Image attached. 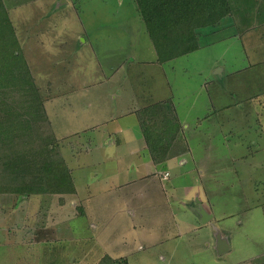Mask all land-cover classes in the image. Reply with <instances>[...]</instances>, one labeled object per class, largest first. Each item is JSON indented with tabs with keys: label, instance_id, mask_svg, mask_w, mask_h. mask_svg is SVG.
Wrapping results in <instances>:
<instances>
[{
	"label": "rangeland",
	"instance_id": "rangeland-1",
	"mask_svg": "<svg viewBox=\"0 0 264 264\" xmlns=\"http://www.w3.org/2000/svg\"><path fill=\"white\" fill-rule=\"evenodd\" d=\"M3 1L17 28L21 55L34 76L54 135L62 139L61 149L72 178L80 194L85 195V202L79 203L85 213L79 215L77 211L74 215V209L62 213L56 195L32 194L28 199L26 194L23 199L1 193L0 264H96L106 246L124 241L126 254H132L128 255V264H258L257 257L264 255L262 0L250 6L263 10L261 17L251 21L260 23L256 28L260 43L257 53L234 37L230 28L214 32L203 28L198 50L161 64L144 61L149 58L145 52L149 37L144 34L143 20L133 0ZM230 2L237 6V18L247 17L242 8L245 0ZM150 75L159 77L151 89L153 81L149 87L147 82ZM125 77L130 83L133 80V88L128 85L134 91L132 98L105 90L110 88L104 86L107 83L124 84ZM156 91L157 96L165 94L163 100L171 99L173 107H178L180 116L176 115L187 139L190 136L197 167L208 166L201 176L203 184H208V204L204 208L214 217L206 223L199 213L200 203L182 197L181 201L169 200L173 214L171 223L167 221L169 229L163 230L162 210L168 216L164 197H159L155 189L157 176L150 179L152 185L146 179L144 190L142 182L133 185L132 190H141L143 198L131 197L130 186L116 188L111 174L104 179V170L116 164L128 167L133 156L127 150L126 155L119 156L113 145L109 148L106 140L112 134H103L94 124L97 126L106 118L102 119V114L106 115L109 121L103 128L114 132V141L129 128L136 132L138 120L126 118L122 111L131 109L146 93ZM189 167L185 164L173 174ZM174 176L175 180L182 178ZM169 182L163 180L165 185ZM68 199L77 203L76 198ZM135 204L147 208L149 222L145 216L132 219L126 212L127 206ZM32 217L39 225L59 223V240L45 244L40 237L35 243L29 229ZM168 234L176 242L161 243L159 239ZM218 237L229 245V250L221 254ZM140 244L144 250L138 249ZM84 250L85 259L80 261ZM163 254L164 260L160 256ZM55 255L62 259L52 262ZM17 256L28 259L18 262Z\"/></svg>",
	"mask_w": 264,
	"mask_h": 264
},
{
	"label": "trees",
	"instance_id": "trees-1",
	"mask_svg": "<svg viewBox=\"0 0 264 264\" xmlns=\"http://www.w3.org/2000/svg\"><path fill=\"white\" fill-rule=\"evenodd\" d=\"M257 3L245 0L242 8L248 12ZM133 4L159 63L198 50L203 28L206 32L230 28L232 33L236 26L237 6L230 0H133ZM20 46L17 28L0 0V194L72 195L76 185L61 149L62 139L54 135ZM171 102L157 101L136 111L155 163L166 159L182 129ZM257 259L264 264V255ZM96 264H128V260L105 254Z\"/></svg>",
	"mask_w": 264,
	"mask_h": 264
},
{
	"label": "crops",
	"instance_id": "crops-1",
	"mask_svg": "<svg viewBox=\"0 0 264 264\" xmlns=\"http://www.w3.org/2000/svg\"><path fill=\"white\" fill-rule=\"evenodd\" d=\"M258 1V0H256ZM259 2V1H258ZM264 4V0L261 1ZM251 6V5H250ZM248 15L245 18L244 16H242V18H235L234 17V22L236 24L235 29L232 30V33L234 35V37H238L241 39V41L243 40V44L248 48H253V52L252 53H257V51H259V46L260 43L257 40L259 38V33L257 31V27L260 25L259 24H252L251 21H255L257 20L259 17H261V14L263 13V11H260L259 8L256 9H250L247 12ZM261 13V14H260ZM262 26L264 25V22L261 23ZM255 25V26H254ZM144 34H147L146 31H144ZM148 36V34H147ZM148 46L147 49L145 50V52L147 53V55L149 56V58H147L146 60H144L145 62H156V58H157V54H156V50L155 47L152 43V41L150 39H148ZM150 42V43H149ZM250 46V47H249ZM153 57L155 59H153ZM252 62V61H250ZM161 64V63H160ZM251 65V64H250ZM128 71V70H127ZM151 74V73H150ZM129 75V74H128ZM227 78H229L230 76V72L226 73ZM106 77V76H105ZM149 77L151 78V80H149ZM158 75H150L148 76V87L150 86V82L153 81V83L151 84V88H154V86L156 85V82L159 81L158 80ZM109 80H106L105 82H108ZM121 81V80H120ZM99 82V81H98ZM126 79L125 77V82L124 84L122 83H118V84H113V83H107L104 86H110V88L105 87V90L108 91V93H119L121 94V97L123 96L124 98H127V95L129 94V96L132 98V96H134V91L131 89L133 88V80L131 81V83ZM165 82V81H164ZM126 84V85H125ZM94 88H100V86L98 84H93ZM128 85H131V88L128 87ZM165 83H163L162 86H164ZM168 88V83H166L165 89ZM116 90V91H114ZM104 89H100V92H103ZM132 95V96H131ZM144 98H140L141 100L137 99L136 100V105L133 106L131 109H125V112L122 111V113H126L123 116L130 117V118H134L132 121L138 120L136 128L137 131H131V129L129 128V131H126L123 133L122 138L114 141L113 136H114V132H109L104 130L103 126L105 124L108 123V118L107 116L104 114H102V119L105 120H101L100 122H97V126L94 124V127H97L100 129H97L99 131H104L103 134H112V138L108 137L109 140H106V142L109 145V148H111L110 146L113 147V149L115 148L117 151H119V156H123L126 155L127 153L125 152V150L128 151V154L133 156V160L129 162L128 167H124V166H117L116 161L112 160L114 162L112 168L108 171L104 170V179L109 178V174L113 175L112 179L115 182L116 188L120 189L122 187L125 186H130L129 188H131V197H133L135 195V198H137L138 196H141V190L138 191H133L132 187L134 184H136L137 182H142L143 183V190L145 189L146 186V181L149 180L148 185L151 184L152 185V181H150V179L154 178L155 176H157V183L155 184V189L157 191V194L159 197L163 196L164 197V204L166 209V216L164 215V210H162V216L165 218L164 219V223H162V229L163 230H168L169 229V223L170 219L172 217L173 214V210L170 209V205L171 203L169 202V200H180V198L184 197L186 198L189 202L191 200H193L194 198L198 201V203H200L199 205H197L199 207V213L200 216H202L204 223L210 221L211 219H213L214 217V213H211V215L208 216V209L204 208V205L208 204V184L204 185L201 179V176H205V171L206 169L208 170V166L204 165L201 167H197V165L195 164V155H194V151L191 149V144L189 141V137L188 139L185 135V127L183 128V130H180L179 134L177 135L176 138H174V141L172 142V144L170 145V148L167 152V156L166 159L162 162L159 163H155L151 157V154L149 152L146 140L143 136V132H142V128L140 125V121L138 118V115L136 113V111L144 106H147L148 104L157 102V101H161L163 99H165V94H161L159 96H157V91L153 92L151 94L146 93V97L142 96ZM174 97V96H173ZM124 98H122L120 101L124 100ZM112 96H110V98L108 99L109 101H111ZM121 108V107H119ZM176 113L179 115L178 107L174 106ZM181 122L183 123V126L185 125L183 120L181 119ZM195 132H193L194 134ZM64 137V136H61ZM185 164H189L191 167H189L188 169L185 170V172L181 171L179 174L175 173L173 174V170L179 167H183L185 166ZM198 164V163H197ZM94 166L96 165L95 163L93 164ZM96 174V173H95ZM94 174V175H95ZM178 176L179 178L182 177L180 180H175V176ZM174 177V181L172 178ZM111 178V177H110ZM148 179V180H146ZM163 180H169V184L165 185L163 183ZM113 186V187H114ZM3 195H11V194H3ZM36 195H40V194H36ZM25 196L27 195H22L21 197L24 199ZM32 195H28L27 198L30 199ZM45 196V194L43 195ZM145 196V195H144ZM55 197H57L56 199L58 200L59 196L56 195ZM60 197H63L62 200L60 198V201H57V203L59 204L58 207H61L60 210H62V213H65L66 211L70 210H76L74 215L78 214H84V207L80 208L81 206L79 205V203L81 202H85V195L84 194H80V191H78L77 187H76V192L72 195L66 194V195H62ZM69 197H73L77 199V203H73V200L70 202V199H68ZM81 197V199L78 201V199ZM143 198V197H142ZM161 199V198H160ZM13 201V200H12ZM181 201V200H180ZM75 202V201H74ZM173 202V201H172ZM173 204V203H172ZM70 205V206H69ZM74 206L73 207H71ZM127 205H129V203L127 202ZM127 213L130 214L131 218L133 219V216L137 215L136 217H142L145 216L146 217V222H149L148 218H149V212L147 210L146 207L142 206V205H138L135 204V206L130 205L127 206ZM69 210V211H70ZM68 211V214H69ZM148 214V216H147ZM154 218V217H153ZM169 223H168V222ZM189 223V222H188ZM59 223H56L54 226L52 225H48L46 224L44 225H39L38 222H36V218L32 217V220L30 221V225H29V229L30 231L33 232L34 235V239H35V243L37 242V240H39L38 238L42 237V239L45 240H41V243H45V244H53L54 241H58L59 238V233L61 231V226L58 225ZM188 225V224H187ZM179 230V227L177 228ZM181 231V229L179 230ZM180 233V232H179ZM57 235V236H56ZM67 237V234H66ZM177 237V236H176ZM174 236H171V234L166 235V238H161L159 239V241L161 243H163V241L168 242V240H173ZM176 238L174 239V241L176 242ZM158 241V242H159ZM55 243V242H54ZM120 246V247H119ZM126 243L125 241L120 244V245H114V246H106V251H102V255H109L110 257H112L113 259H115L114 257L117 258H121L124 257L128 260V255H132V254H126L128 253L126 248ZM148 246V245H147ZM149 247V246H148ZM138 249L144 250L143 246L140 244L138 245ZM169 254H173V251H168ZM31 256V253H30ZM63 256V255H62ZM161 258L164 260L166 258V255H160ZM78 257V256H77ZM17 261H27L28 258H26L25 256H17ZM52 262L53 260L56 261L58 259H62L61 256H57L55 255L53 258L51 256ZM85 259V250L83 251V253L78 257V260H82ZM100 258H96V261H99ZM129 261V260H128ZM33 262V261H32ZM34 263V262H33Z\"/></svg>",
	"mask_w": 264,
	"mask_h": 264
},
{
	"label": "water",
	"instance_id": "water-1",
	"mask_svg": "<svg viewBox=\"0 0 264 264\" xmlns=\"http://www.w3.org/2000/svg\"><path fill=\"white\" fill-rule=\"evenodd\" d=\"M209 216V215H208ZM217 247H218V252L224 253L226 251L229 250V245L226 239H223L221 237H218V243H217Z\"/></svg>",
	"mask_w": 264,
	"mask_h": 264
}]
</instances>
